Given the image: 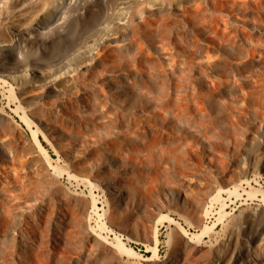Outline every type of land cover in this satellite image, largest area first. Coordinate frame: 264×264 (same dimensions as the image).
Instances as JSON below:
<instances>
[{"label":"rangeland","instance_id":"rangeland-1","mask_svg":"<svg viewBox=\"0 0 264 264\" xmlns=\"http://www.w3.org/2000/svg\"><path fill=\"white\" fill-rule=\"evenodd\" d=\"M122 1L0 0V62L7 65L0 74L13 83H0V144L28 158L32 179L39 180L38 169L46 173L41 203L11 205L22 216L18 230L33 236L23 245L0 227V264H264V92L256 114H233L230 125L224 108L214 110L220 126L201 134L184 109L193 88L180 47L190 34L185 2ZM219 1L235 13L242 39L248 32L264 41V0ZM249 4L254 17L245 14ZM118 8L111 29L90 30L91 12ZM208 8L217 17L231 14ZM158 17L173 21L164 42ZM23 112L55 125L57 133L40 135L52 164L19 120ZM193 113L194 122L201 119ZM7 169L0 159V179ZM108 179L123 185L126 203L105 187ZM220 186L246 192H223L222 219L209 199ZM6 203L0 189V212ZM163 213L177 221H163ZM115 233L136 256L119 250Z\"/></svg>","mask_w":264,"mask_h":264},{"label":"bare ground","instance_id":"bare-ground-1","mask_svg":"<svg viewBox=\"0 0 264 264\" xmlns=\"http://www.w3.org/2000/svg\"><path fill=\"white\" fill-rule=\"evenodd\" d=\"M122 2H127V0H123ZM184 2V7L186 8L184 9L186 12L185 19L190 25V34L183 37V43L180 47L183 56H188V58L186 57L183 61L184 70H186L188 83L193 84V88L188 87L184 109H186L188 113L189 124L191 126H196L197 131L201 134H205L209 127H218L221 124L219 119L211 117L210 114L214 110L224 108L229 114L228 120L230 119V125H233V119H237V115L242 116L243 113L256 114L254 109L258 108L261 95L260 92H264V41L257 39L254 35L248 34V32L242 33V39V36L238 34V27L232 20L234 17L236 18V15L232 13V9L224 1L179 0L178 3L182 5ZM208 4H211L214 10H229L231 14L229 17L218 16L219 20L217 16L209 12ZM162 5L163 4H161V6ZM250 7H253V4H249L248 7L244 8L245 14L251 17L256 16V13L252 12ZM123 9L124 8L116 9L113 15L103 14L100 9L91 12L89 18L92 28H90V30H94L95 33H103L106 29H111L115 24V19ZM257 10L259 11V9ZM238 19L244 20L241 17ZM157 22H159V38L164 42L169 39L166 34L167 26L172 24L173 21L169 19V17H158ZM246 22L249 23L248 21ZM244 42L250 47H244ZM143 60L146 59H141V61ZM149 63L152 64L151 61H149ZM6 66L5 63L0 62V70L1 67ZM195 70H197L199 77L196 81L193 78ZM0 83L8 84L13 87V83L1 74ZM10 91L12 95H15L12 88ZM245 100L246 103L243 104ZM236 101H238V103H235ZM251 101L254 102L255 105H251ZM194 110H197L201 117V119L196 122L193 120ZM233 114L236 116L233 117ZM17 115L19 120L26 127L30 128L32 138L38 146L39 151L43 153L48 162L52 164L51 159H53L54 156L49 153L47 147L42 143L40 135H43L45 138L48 136L47 133L51 135L57 133L55 125L49 121L43 123L37 122L25 112L18 113ZM0 159L5 161L8 168L4 173L5 178L0 179V189L4 191L7 201L6 204L1 205L0 227L8 228L9 226L5 235L11 236V234L14 235L16 233L21 239V244L25 245V240L33 235H29L27 231L18 230L16 223L22 220V216L16 213L13 214L11 205L21 201L26 202L30 206L41 203V190L44 188L42 178H46V173L42 169H38L39 180L32 179L31 174H29L27 170L28 158L22 157L13 150L12 152L11 150L7 152L1 144ZM54 167L55 166H53V168ZM55 171L57 170L55 169ZM80 178L91 186L95 184L90 177L83 176ZM104 185L117 197L116 201L126 203L129 200V195L123 191L124 187L118 181L108 179L104 182ZM223 192H227L229 195L235 194L236 196H241L246 193L241 191L237 186H220L213 191L209 197L211 201L210 206L215 202L219 203V208L215 211V213H219L218 219H222L225 214V212H223V207L225 205L223 201L225 198ZM247 193L248 195H253L250 192ZM170 194L175 196L171 192ZM176 195H178V193ZM261 199L264 200V194L261 196ZM93 204L95 205V198H93ZM97 213L101 224L107 226L104 219V212H99L97 210ZM204 213L209 214L211 211L205 208ZM162 217L163 221H168L170 223L177 221L173 216L167 213H163ZM34 224L37 223L35 222ZM214 225L215 222L211 225L205 224L202 230L195 234L200 235ZM114 238L117 241L119 250L124 255L128 257L136 256V250L132 246L125 244L123 238L119 234L115 233ZM153 239L154 243L151 244V248L153 254L157 255L159 237L158 228L156 226L153 230ZM149 257L148 255L144 258L147 259ZM6 264H11V262L6 260Z\"/></svg>","mask_w":264,"mask_h":264}]
</instances>
